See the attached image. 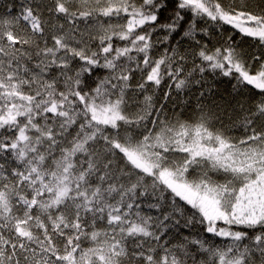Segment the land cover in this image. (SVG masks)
I'll return each instance as SVG.
<instances>
[{
    "label": "snow or ice",
    "instance_id": "obj_1",
    "mask_svg": "<svg viewBox=\"0 0 264 264\" xmlns=\"http://www.w3.org/2000/svg\"><path fill=\"white\" fill-rule=\"evenodd\" d=\"M0 264H264V0H0Z\"/></svg>",
    "mask_w": 264,
    "mask_h": 264
}]
</instances>
